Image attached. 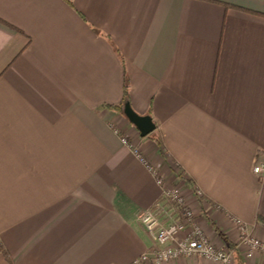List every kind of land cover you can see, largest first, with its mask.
I'll return each mask as SVG.
<instances>
[{
    "label": "crops",
    "instance_id": "0c3cea01",
    "mask_svg": "<svg viewBox=\"0 0 264 264\" xmlns=\"http://www.w3.org/2000/svg\"><path fill=\"white\" fill-rule=\"evenodd\" d=\"M218 1L233 6L0 0V264H130L149 247L136 215L160 188L124 135L193 181L179 178L217 246L236 245L232 217L264 240V0ZM125 79L145 136L107 106Z\"/></svg>",
    "mask_w": 264,
    "mask_h": 264
},
{
    "label": "built area",
    "instance_id": "2783aa9c",
    "mask_svg": "<svg viewBox=\"0 0 264 264\" xmlns=\"http://www.w3.org/2000/svg\"><path fill=\"white\" fill-rule=\"evenodd\" d=\"M121 141L145 165L160 188V195L153 205L136 215L152 242L130 264H168L180 257H200L215 264H233L236 250L242 251L248 262L254 263L255 258L264 261V240L248 232L236 218L232 217L238 228L234 248L217 246L212 242L198 220L199 211L187 201L176 175L164 173L125 135ZM253 172L260 176L264 174V159L255 162Z\"/></svg>",
    "mask_w": 264,
    "mask_h": 264
},
{
    "label": "trees",
    "instance_id": "16d2710c",
    "mask_svg": "<svg viewBox=\"0 0 264 264\" xmlns=\"http://www.w3.org/2000/svg\"><path fill=\"white\" fill-rule=\"evenodd\" d=\"M66 1H67L68 4L72 5V0H66ZM210 1H215V2L221 3V4H223L224 6H233V5L229 4V3L221 2V1H218V0H210ZM235 7H236V6H235ZM127 100H128V85H127V80L125 79V85H124V87H123V96H122L121 101H120L119 103H117V104H107V106H108V107H111V108H115V110L119 111L120 113H123V105H124V103H125ZM154 138L156 139L157 137H154ZM156 141H157L158 145L161 144V141H160V140L156 139ZM160 152H161V154L164 153L163 150H162L161 148H160ZM175 167H176V166H175ZM175 167H174L172 164L169 165L170 170L175 171V175H176V177H177L178 179H179V178H182V179L184 178V179H186V181L189 182V183L192 181V180L189 179V178H185V177L183 176L182 172L179 171V168H178V167H177V170L174 169ZM192 182H193V181H192ZM193 190H194V192L196 193V198H197V200L201 203V202L203 201V199H204L203 195H198V193H197V189H196L194 186H193ZM257 218H258L259 221H261V222L264 224V217H263V216H260V215H259ZM208 221H209V219H208ZM228 246H232V245H228ZM228 248H234V247H228ZM236 252H237V251H235V254H236ZM234 259H235V256H234ZM7 260H8V259H7Z\"/></svg>",
    "mask_w": 264,
    "mask_h": 264
},
{
    "label": "water",
    "instance_id": "95a60500",
    "mask_svg": "<svg viewBox=\"0 0 264 264\" xmlns=\"http://www.w3.org/2000/svg\"><path fill=\"white\" fill-rule=\"evenodd\" d=\"M123 114L139 130L142 136L149 134L155 128V123L149 115H141L135 112L129 102L123 105Z\"/></svg>",
    "mask_w": 264,
    "mask_h": 264
}]
</instances>
